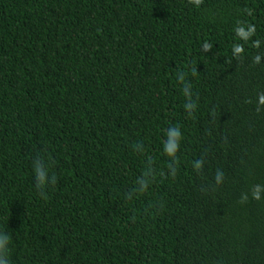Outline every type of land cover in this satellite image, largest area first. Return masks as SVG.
I'll list each match as a JSON object with an SVG mask.
<instances>
[{"label":"trees","instance_id":"obj_1","mask_svg":"<svg viewBox=\"0 0 264 264\" xmlns=\"http://www.w3.org/2000/svg\"><path fill=\"white\" fill-rule=\"evenodd\" d=\"M262 93L264 0H0L9 264H264Z\"/></svg>","mask_w":264,"mask_h":264},{"label":"clouds","instance_id":"obj_2","mask_svg":"<svg viewBox=\"0 0 264 264\" xmlns=\"http://www.w3.org/2000/svg\"><path fill=\"white\" fill-rule=\"evenodd\" d=\"M190 2L199 5L200 3H202V0H190ZM236 31L238 35L247 39L250 35H252L255 32V26L250 25L248 31H245L244 28L242 27L237 28ZM242 51H243L242 47L237 46L235 48L236 53H241ZM259 60H260V57L257 56L255 59V62L258 63ZM181 79L183 78L181 77ZM185 95H190V90L188 88L185 89ZM258 99H259V103L261 105H264V93L260 94ZM185 107H186V110H188L189 113H191V111L195 108V105L192 103H187ZM166 135H167V140L164 143V151L166 155H168L169 157H175L177 151L179 150V142L182 139L181 131L179 128L172 127L167 131ZM33 167H34V172H35V186L38 190L43 192L44 187L49 183V177L47 174V170L45 169V166L42 162V159H39V158L36 159L34 161ZM201 167H202V162H199V161L195 162L196 169H200ZM172 174L175 175L174 169L172 171ZM138 179L141 183V187L143 188V190H147V187H148L147 179L146 178H138ZM216 180L218 183L222 180V173H219V172L217 173ZM50 182L52 184H55L56 177L55 176L51 177ZM262 190H264V187L260 185L254 186L253 192H252L253 197L255 199H260V193ZM246 198L247 197L245 196L243 199H246ZM9 240H10V237L8 234L0 233V264H9V259L7 257V252H8L7 245L9 243Z\"/></svg>","mask_w":264,"mask_h":264}]
</instances>
